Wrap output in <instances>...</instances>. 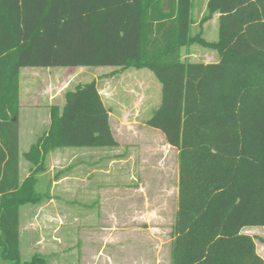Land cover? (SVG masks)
<instances>
[{"label": "trees", "instance_id": "trees-1", "mask_svg": "<svg viewBox=\"0 0 264 264\" xmlns=\"http://www.w3.org/2000/svg\"><path fill=\"white\" fill-rule=\"evenodd\" d=\"M192 0H0V254L20 262L19 208L42 201L48 152L117 146L94 81L49 108L50 124L19 180L21 68L146 69L161 101L145 125L178 151L171 264H264L248 227H264V0H208L192 35ZM218 14L214 42L203 25ZM199 45L217 63L181 61ZM264 241V239H260Z\"/></svg>", "mask_w": 264, "mask_h": 264}, {"label": "rangeland", "instance_id": "rangeland-1", "mask_svg": "<svg viewBox=\"0 0 264 264\" xmlns=\"http://www.w3.org/2000/svg\"><path fill=\"white\" fill-rule=\"evenodd\" d=\"M205 1L193 0L192 35L200 30L199 22L206 14ZM202 29L206 41H216L217 19L208 21ZM195 49L191 50L195 57L204 58L202 55L213 52L219 60L216 51L198 45ZM50 70L53 74L46 79L39 76L33 81L38 92L48 86L56 104L60 105L59 99L65 91L97 78L99 90L106 88L111 93L115 117L131 119L134 116L138 125L115 126L114 130L123 143V151L131 156V162L126 167L127 179L123 177L121 184L130 182L127 187L142 186L143 190L134 192L130 200H119L108 208L92 204L94 207L80 209L69 203L71 201L66 207L59 204V208L48 209L30 204L21 206L20 262L28 261L33 254H40L48 264H171V232L178 199L177 151L167 146L159 131L145 125L151 116L149 110L156 105L158 82L148 70L138 71L136 76L113 67ZM108 78H111L110 82L104 83L103 80ZM24 115L22 111L18 117L20 152H25L47 130L39 128L34 122L30 127ZM73 149L61 148L54 152ZM46 181L43 177L36 185V192L43 199L46 197ZM82 211L90 218L84 223L77 221ZM110 213L116 222H109ZM243 233L255 237L257 251L264 260V241L260 240L264 239V227H248ZM0 264L11 263L3 260L0 254Z\"/></svg>", "mask_w": 264, "mask_h": 264}, {"label": "crops", "instance_id": "crops-1", "mask_svg": "<svg viewBox=\"0 0 264 264\" xmlns=\"http://www.w3.org/2000/svg\"><path fill=\"white\" fill-rule=\"evenodd\" d=\"M207 1L208 0H206L204 4L205 5L204 12H206ZM192 9H193V0H192ZM216 19L218 21L217 13H215L212 16L211 20H216ZM205 24L203 25L202 28L205 27ZM203 31L204 30L202 29V37H203ZM195 46L196 44L190 46L187 49V52H186V48L183 47L181 49L182 62L187 61L189 63H203V64L218 62V58L216 55H213L214 54L213 52L205 53L204 55H202L204 56V58L197 56L195 57V55L192 52L193 49H195ZM200 52L203 53L204 51H200ZM84 68H89V67H76L75 71L84 70ZM117 69L122 73L128 71V74L130 75L132 74L135 76L137 75V73L146 70V69H135L137 70L135 71L134 68H128L126 70H120L119 68ZM66 73L69 74L70 71H66ZM50 74H53L50 68H44V70L43 68H21L19 70L18 117L20 113L23 111L25 113L24 119L26 122H28V125L30 127L32 125V122H34V123H38L37 126L39 128L44 127L48 129L50 124L49 108L51 106H57L60 110H62L65 104V94L68 91H65L62 94L61 98L59 99L60 105H58L55 103L51 90L48 89V86H45L39 92L35 90L36 82H34L33 80L35 78H39V76L44 77L46 79V77H49ZM110 79L108 78L103 81L104 83H108L110 82ZM92 81H94L96 84V89L100 95L103 105L110 111V128H111L112 136L117 143V146L105 147V148H75L71 151H64L57 153H55L56 151L54 152V150L48 152L44 159V171L37 175V183H36L37 185L41 178L42 179L43 177L46 178L47 180L45 186L46 197L42 199V201L39 202L38 204H35L36 206L45 207L49 209L56 207L59 208V204H61L62 207H66L67 202L71 201L69 203L74 204L75 207L78 206L80 209L81 208L85 209L86 207H94L93 205H98L99 208H106L107 206L112 207V204L118 202L119 200H126V199L130 200L134 192H140L143 190L142 186H139L138 188L127 187L126 185L128 186L131 185L130 182L121 184V180L124 179L123 177H126L127 179L126 167H128L129 162H131V156L127 152L123 151L124 148L123 143L118 138L114 130L115 126L124 127L126 124H129L130 126L133 125L136 126L138 125L137 120L134 118V116L131 117V119L124 117L117 119L115 117V109H112L113 105H111V101H112L111 93L106 88L102 89L101 91L99 90V86H98L99 80L97 78H94L90 82ZM90 82L81 83L78 85H83ZM153 83L155 85L157 84L155 82ZM156 88H157L156 105H154V107L149 110L150 112L148 111L151 114L159 106L161 101L160 84L159 86L156 85ZM146 118L148 119L147 114H146ZM38 138H40V136ZM33 144H30L25 152H20V135H18L20 182L23 181L28 176L31 165L24 159V154L28 152V150ZM167 146L170 147L168 144ZM177 157H178V151H177ZM129 179L133 180L131 176H129ZM90 202L92 203L89 204ZM50 218L52 219V217ZM113 218L115 217L113 216L112 213H110L109 214L110 223L116 222L115 219ZM89 219H90L89 216L85 214L84 211H82L77 221H79L80 223H84L86 220L88 221ZM19 231H20V221H19ZM256 252L260 256V254L257 251V247H256Z\"/></svg>", "mask_w": 264, "mask_h": 264}]
</instances>
